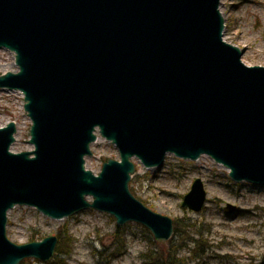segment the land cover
Here are the masks:
<instances>
[{
  "label": "water",
  "instance_id": "1",
  "mask_svg": "<svg viewBox=\"0 0 264 264\" xmlns=\"http://www.w3.org/2000/svg\"><path fill=\"white\" fill-rule=\"evenodd\" d=\"M219 7L220 0H0V49L14 54L17 68L0 75V89L21 92L33 147L14 152L16 124L0 127V264L47 262L57 245L56 236L11 242L7 213L15 206L54 220L91 209L167 242L172 220L130 192L133 158L149 169L168 154L208 155L232 181L264 185V67L244 65L243 51L223 40ZM97 133L119 159L94 174L85 158ZM204 202L195 179L181 207L199 211Z\"/></svg>",
  "mask_w": 264,
  "mask_h": 264
},
{
  "label": "rangeland",
  "instance_id": "2",
  "mask_svg": "<svg viewBox=\"0 0 264 264\" xmlns=\"http://www.w3.org/2000/svg\"><path fill=\"white\" fill-rule=\"evenodd\" d=\"M219 11L224 19L223 40L243 51L244 65L264 67V0H220ZM16 71L14 54L0 49V75ZM11 121L16 124L12 150H32L27 142L31 122L23 110L21 92L0 89V127ZM90 150L85 167L94 174L106 160L119 159L115 146L98 133ZM131 162L130 192L153 212L178 223L180 232L185 230L181 234L184 241L201 239L206 245V264H264V185L232 181L228 170L208 155L191 161L168 154L160 168L147 169L135 158ZM195 179L201 181L205 192L199 211L181 207ZM227 205L232 207L229 212L224 210ZM118 227L112 216L91 209L54 220L34 207L15 206L7 213L6 236L15 244H26L67 230L72 244L64 264H142L141 255L150 247L151 234L132 222ZM169 240L162 243L165 249ZM151 248L159 250L161 246ZM55 256L54 251L47 262L25 258L19 264L55 263ZM181 256H188L184 248L177 254Z\"/></svg>",
  "mask_w": 264,
  "mask_h": 264
},
{
  "label": "trees",
  "instance_id": "3",
  "mask_svg": "<svg viewBox=\"0 0 264 264\" xmlns=\"http://www.w3.org/2000/svg\"><path fill=\"white\" fill-rule=\"evenodd\" d=\"M179 227L178 223L174 224V235L176 239L178 238L179 243L177 244V241L175 242V239L172 237L165 245L166 249L163 247L162 243H155L152 238L148 236L150 247L141 255L142 264H206V262L203 261L205 243L198 238H190L189 241H184L181 234L184 233L185 230L180 232ZM117 229H119L118 226ZM182 229H185V225L182 226ZM57 239L58 241L55 248L56 256L54 259L56 262L54 263L52 261L49 264H64L63 258L68 256L71 252L70 247L72 238L69 236L67 230L58 232ZM180 242L183 244H180ZM187 242H191V246H189ZM156 245H160L161 248L159 250H153L151 247H155ZM183 248L188 253V258L185 256L177 257V254Z\"/></svg>",
  "mask_w": 264,
  "mask_h": 264
}]
</instances>
